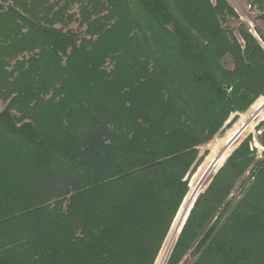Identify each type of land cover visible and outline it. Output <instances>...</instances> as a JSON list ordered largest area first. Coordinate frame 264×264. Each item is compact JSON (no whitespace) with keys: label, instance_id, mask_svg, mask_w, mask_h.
Returning <instances> with one entry per match:
<instances>
[{"label":"trees","instance_id":"trees-1","mask_svg":"<svg viewBox=\"0 0 264 264\" xmlns=\"http://www.w3.org/2000/svg\"><path fill=\"white\" fill-rule=\"evenodd\" d=\"M237 18L227 0L0 2V264H155L186 220L167 264H264L252 138L189 189L200 148L264 97V47L223 27Z\"/></svg>","mask_w":264,"mask_h":264},{"label":"rangeland","instance_id":"rangeland-1","mask_svg":"<svg viewBox=\"0 0 264 264\" xmlns=\"http://www.w3.org/2000/svg\"><path fill=\"white\" fill-rule=\"evenodd\" d=\"M7 1L8 0H0V2H2L4 5L7 4ZM212 1L215 3L216 0H212ZM227 1L234 8V10L237 12L238 18L233 19V20H228L227 22L223 23V27L227 28L229 30H237L241 24H244L246 26V28H248L249 32L252 33L254 36H256L258 38V40L261 42L262 46L264 47V21L260 20V16L262 14L260 11V7H258V5H256V4H254L255 0H227ZM74 12H77L76 7L74 8ZM71 28L76 29L77 24H73L71 26ZM257 30H260L261 33L263 34L262 40L260 39L259 35L257 34ZM235 33L238 34L237 31ZM225 63L228 67H231V63L229 60H227ZM262 99H264V97L259 98L249 108V110H247L245 113L234 114L226 122L225 126L221 129V131L218 133V135L209 144L200 148V155L199 156L202 157V161L199 164V166L197 167V170L195 171V173L189 178V189H190V183H191V187L194 188V186H192L193 183L194 182H196V183L200 182V180L203 178L204 174L206 172H208L207 171V170H209L208 167L211 165L212 161H214L215 163L217 162L216 160H214L213 156L219 154L224 149L226 144H228L231 141V139L233 138V137H231L233 131L236 130V128H238L241 125L246 114L250 113ZM4 107H5V104L0 100V112L3 111ZM259 115H260V117H258ZM259 115L257 116V118H255L256 121L252 124L250 130H247L245 133H243L238 138V140L232 145V146H234V148L228 154L229 156L226 157L224 162L221 163L220 161H218V163L216 164V167L214 168V170L212 171L210 176L207 178V180L205 181V183L203 184L201 189H199L200 186H198L197 196H200L201 194H203L207 190V188L210 185L213 177L215 175H217V173L226 164V162L233 155V153L248 138H250V137L252 138L251 142H250L251 150L253 148H257V153L255 156V158H256L255 162L264 159V154H263L264 148H262L258 142V137L261 135L262 128L264 126L263 125L264 124V109L262 110V112H260ZM230 148L227 150V153L229 152ZM227 153H225L223 157H225V155ZM253 170H254V166H252L249 169V171H247L244 174V176L240 179L237 186L233 190L232 194L229 196L228 202L230 203V205L227 208V212L226 211L224 212L225 216H228L230 214V212L234 209L235 205L241 199V197L243 196V194L245 193L247 188L253 182V180H254L252 178ZM192 188H191V191L193 190ZM189 194L190 193L188 192L187 196ZM197 196H196V198H197ZM187 199H188V197H187ZM187 199H186V201H187ZM180 211H182V208ZM177 218H175V219H177ZM172 227H173V224H172ZM172 227L170 229V232H169L166 240L163 243V246L160 250V253L158 255V258H157L155 264H167V262H168V259L172 253V250H173V248H174V246H175V244L179 238V234H178L177 238H175V240L171 241ZM193 261H194L193 257L187 256L186 258H184V260L180 264H193Z\"/></svg>","mask_w":264,"mask_h":264},{"label":"water","instance_id":"water-1","mask_svg":"<svg viewBox=\"0 0 264 264\" xmlns=\"http://www.w3.org/2000/svg\"><path fill=\"white\" fill-rule=\"evenodd\" d=\"M261 110L256 114V115H254L255 117L254 118H257V116L260 114V112H262V110L264 109V103L262 104V107L260 108ZM244 132H242V133H239L238 134V136H233V138L231 139V143H229V148L238 140V138L243 134ZM227 152V151H226ZM223 153H224V151H223ZM220 156H222V155H220ZM220 160V158L217 160V162L215 163L214 161H212V163H211V165L208 167V169L209 170H207L208 172H206L205 174H204V176H203V178L200 180V182H199V189H201V187L203 186V184L205 183V181L207 180V178L210 176V174L212 173V171L214 170V168L216 167V164L218 163V161ZM215 163V164H214ZM214 164V165H213ZM199 196H197V198H198ZM197 198H196V200H197ZM196 200H195V202H196ZM195 202H194V204H195ZM194 204H193V206H194ZM193 206H192V208H193ZM192 208H191V210H192ZM191 210L189 211V214H190V212H191ZM189 214H188V216H189ZM187 221V220H186ZM186 221L184 222V225H185V223H186ZM184 225L182 226V228H181V230H180V232H179V235L181 234V231H182V229H183V227H184Z\"/></svg>","mask_w":264,"mask_h":264},{"label":"bare ground","instance_id":"bare-ground-1","mask_svg":"<svg viewBox=\"0 0 264 264\" xmlns=\"http://www.w3.org/2000/svg\"><path fill=\"white\" fill-rule=\"evenodd\" d=\"M228 156H229V155H228ZM228 156H227V157H228ZM173 225H174V223H173ZM172 228H173V227H172ZM178 234H179V233H178ZM177 236H178V235H177ZM176 238H177V237H176Z\"/></svg>","mask_w":264,"mask_h":264}]
</instances>
